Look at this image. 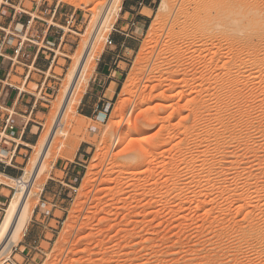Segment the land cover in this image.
Listing matches in <instances>:
<instances>
[{"label": "rangeland", "instance_id": "obj_1", "mask_svg": "<svg viewBox=\"0 0 264 264\" xmlns=\"http://www.w3.org/2000/svg\"><path fill=\"white\" fill-rule=\"evenodd\" d=\"M60 1L76 10V43L25 173L97 34L74 95L85 92L122 0L98 33L110 0ZM183 1L159 0L131 38L134 51L103 119L82 117L76 103L63 111L26 229L10 248L0 246V264H264L263 23L207 39L187 35ZM0 180L10 186L8 207L16 179Z\"/></svg>", "mask_w": 264, "mask_h": 264}, {"label": "crops", "instance_id": "obj_2", "mask_svg": "<svg viewBox=\"0 0 264 264\" xmlns=\"http://www.w3.org/2000/svg\"><path fill=\"white\" fill-rule=\"evenodd\" d=\"M13 5L25 12L15 14L10 7H1L0 14V176L7 179H19L25 173L32 148L41 136L43 117L46 114L50 97L58 90L63 80L66 64L76 43V30H66V20L74 16V24L78 17L76 10L65 4H60L56 14H53L54 0H12ZM159 0H122L120 12L113 33V44L98 58V65L91 77L85 92L81 94L78 112L82 117L103 119L119 94V85L124 75V64L128 52L134 51L129 45L131 38H136L146 29L155 13ZM35 20V28L45 30L40 38V47L44 39L53 46L49 52L43 48L29 46L28 58L21 65L11 67L9 57L13 53L16 39L7 43L4 31L22 36L19 32L22 25L30 18ZM136 36V37H135ZM112 38V37H111ZM64 61V63H62ZM31 68L30 77L25 81V75ZM57 69L63 71L59 73ZM10 71V86L1 83ZM48 74L45 79L43 73ZM77 106V105H76ZM10 117L13 129L3 132L6 119ZM76 167V166H75ZM1 181V180H0ZM10 189V186L3 187Z\"/></svg>", "mask_w": 264, "mask_h": 264}, {"label": "bare ground", "instance_id": "obj_3", "mask_svg": "<svg viewBox=\"0 0 264 264\" xmlns=\"http://www.w3.org/2000/svg\"><path fill=\"white\" fill-rule=\"evenodd\" d=\"M114 1L115 0H110L106 4L105 8L103 9L102 14L100 16V21L98 22L99 25L96 30V33H98V31L101 29L102 26H105L108 23H110V19L112 17L111 10H112ZM260 1L261 0H184L182 5L179 3L181 5V12L178 11L183 17L182 25L184 26L181 27L182 28L181 30L183 31L184 29L187 35L194 34L195 36L198 35L199 37L206 38L208 34H212V33H217V32L228 33L232 31L235 32L238 29H241L242 27L244 28L248 24H251V25L260 24V22H262L263 24L261 25L264 27V15L261 13V10H260V7H261L260 6L261 4L259 3ZM179 4L177 6H179ZM175 10L177 12V10H180V9L176 8ZM182 31L181 33H183ZM186 34H184V36ZM96 35L97 34H95L92 37V39L85 45V47L82 50L83 54H80L81 56L79 57V59H77L78 62H76L77 63L76 66L74 65L75 68H72V72H70L71 73L69 77L70 82H69V85H67L68 86L67 89H65L66 91L65 98H63L64 100L61 103V106L59 109L60 116L58 117L57 121H55V125H54L52 132L46 135L45 137H43V139H41L42 144L38 151L39 156L37 157V159L35 158L34 160L35 162L32 165V169L26 172L19 179L15 180L18 186L17 192L19 193L17 197L11 200V202L9 203L6 209V213L0 223V246L2 247L4 246V249L10 248L12 244L17 242V240L22 236V233L26 229V225L29 221L31 211H32V202L31 200H29L31 194L33 193L32 188L35 185L37 179L38 178L40 179V177L44 174V171L46 168V162H47L46 160L48 156L52 153L50 149L51 144H53L54 137H56L55 134L58 132V129L62 126L61 115L63 114V111H66L67 108H69L70 106L71 107L75 106V103L77 105L79 97L81 96L80 94L79 97H77L76 99L74 93H75V89L77 87L79 78L82 77V74L86 68L85 66L86 64H88L87 63L88 57H89L91 50L93 49V45L95 44L94 41H95ZM187 35H186L187 37L186 39H188ZM190 39H188V42ZM191 43H188V44H191L193 46L194 45L193 42ZM203 43L205 44V42H203V39H202V45H201L202 47H203ZM191 45L189 46L191 47ZM205 49L208 50L207 46ZM73 96L75 98L74 100H76L77 102L73 101ZM72 109H75V108H72ZM132 134H137V133L133 132ZM138 152H139L138 154H140V151Z\"/></svg>", "mask_w": 264, "mask_h": 264}, {"label": "built area", "instance_id": "obj_4", "mask_svg": "<svg viewBox=\"0 0 264 264\" xmlns=\"http://www.w3.org/2000/svg\"><path fill=\"white\" fill-rule=\"evenodd\" d=\"M60 4H61L60 0L54 1L55 6L53 7L54 8L53 14H56V11ZM3 6L12 8L14 11V15L22 14L25 12L22 8H18L14 6L12 0H0V8ZM37 19L39 18L30 15V18L22 25L21 29L19 30V32L22 33V36H18L13 34L12 32H7L6 30H3L4 31L3 41L5 40V42L10 43L16 39V44L13 49V53L8 58L11 63V67L21 65L22 63L25 62V59H27L29 56L28 55L29 46L38 47V50L43 48L49 52H52V50L48 46H53V44L47 39H44L43 42L45 45L43 47L39 46V44L41 43L40 38L42 37L45 30L39 31L35 28L34 22ZM73 26H74V16H71L66 20L65 26L61 27V29L63 32H66V30L71 31ZM106 43L107 45L113 44V40L110 36L107 38ZM30 73H31V68L29 67L28 72L25 75V81L30 77ZM43 74L45 75V79L48 78L49 75L46 74V72ZM9 77H10V71L7 72L4 78H2L1 83H6L5 86L11 87L10 83L12 82L10 81ZM13 128L14 126L10 124V117H8L6 119V124L4 126L3 132H5L7 129H13ZM4 186H7V183L0 181V218L4 213H6L7 202H8V195H6L3 190Z\"/></svg>", "mask_w": 264, "mask_h": 264}]
</instances>
